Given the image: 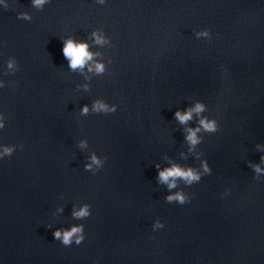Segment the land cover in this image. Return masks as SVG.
I'll list each match as a JSON object with an SVG mask.
<instances>
[{
	"label": "water",
	"instance_id": "water-1",
	"mask_svg": "<svg viewBox=\"0 0 264 264\" xmlns=\"http://www.w3.org/2000/svg\"><path fill=\"white\" fill-rule=\"evenodd\" d=\"M4 4L0 145L24 149L0 160V264H264V175L258 183L250 167L264 169L257 150L264 147V0ZM204 28L210 41L195 37ZM94 31L109 43L95 44ZM67 39L100 53L94 59L104 74L70 70ZM95 100L118 110L95 115ZM196 101L220 127L200 133L203 142L189 152L184 128L198 119L180 125L174 114ZM85 105L90 112L81 116ZM92 152L107 157L96 175L84 171ZM169 160L197 169L207 160L212 169L174 190L194 194L187 205L167 203L157 183L156 165L163 170ZM85 203L91 216L73 219V206ZM157 218L165 228L153 231ZM79 224L80 246L54 239L56 229Z\"/></svg>",
	"mask_w": 264,
	"mask_h": 264
},
{
	"label": "clouds",
	"instance_id": "clouds-1",
	"mask_svg": "<svg viewBox=\"0 0 264 264\" xmlns=\"http://www.w3.org/2000/svg\"><path fill=\"white\" fill-rule=\"evenodd\" d=\"M49 0H32V6L36 9H42L43 6L48 3ZM99 4H104L105 0H96ZM0 4H4V0H0ZM5 9L8 5L4 4ZM17 19L31 22L32 17L27 13H20ZM94 38V42L97 45H104L109 43L103 36V34L94 31L91 34ZM195 37L197 40H211L212 33L210 29L204 28L195 32ZM6 44V42H5ZM62 54L64 58L68 61V67L73 72L79 70L83 73L85 67H87L88 72L95 73L96 75H103L105 72V66L102 63L95 62L94 57L99 56L100 53H92L89 51V45L85 42H76L73 39H67L62 41ZM7 69L9 72L15 74L18 71V64L15 57L9 58L7 62ZM85 79H88L86 76ZM85 91H88V85L81 86ZM5 88V85L0 82V89ZM118 105L109 104L104 100H95L91 105V112L95 115H109L114 114L118 110ZM208 111L207 105L203 102L196 101L192 106L187 109L180 111L177 110L174 114L175 120L180 125H187L189 121H192L195 115L198 119V125L195 128L185 127V141L188 144V151L195 152L196 147L200 145L202 137L200 133L214 134L219 131V122L216 119H209L204 115ZM90 112L89 106L85 105L80 111L81 116H87ZM5 115L0 113V130H3L6 126ZM88 147L87 140H81L79 143L80 149H85ZM24 145H0V160L11 157L17 150H23ZM258 151H264V147L257 145ZM187 155L181 153V159L187 160ZM196 159H200V155H196ZM261 162L264 163V156H261ZM107 161V157L98 156L95 152H92L88 157V162L84 165V171L96 175L100 172ZM170 167H165L161 170L159 164L156 165L158 172L157 183L166 186L169 194L165 197V200L169 204H178L180 206L187 205L191 203L194 198L193 195H189L183 190L174 191L180 188V185L190 187L196 183H199L202 177L206 175H211L212 169L210 168L207 160H202L200 163V168L186 167L179 163L168 161ZM252 170L256 173V179L259 183V177L264 175V169L260 165H250ZM229 191L226 190L224 196L229 195ZM64 209L62 207L57 209L58 213H63ZM91 205L85 203L82 204L78 209L73 206L72 217L75 220H86L91 216ZM51 229L52 225H48ZM165 228V224L160 221L159 218L156 219L152 225L153 231L162 230ZM54 239L60 242L64 247H70L73 244L80 246L86 239L85 229L83 224L73 225L70 228H59L53 232Z\"/></svg>",
	"mask_w": 264,
	"mask_h": 264
}]
</instances>
